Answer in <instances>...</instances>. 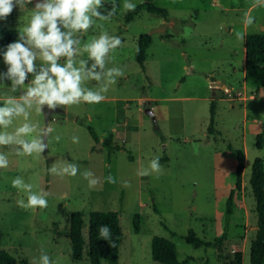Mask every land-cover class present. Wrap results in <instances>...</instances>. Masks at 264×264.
<instances>
[{"label":"rangeland","instance_id":"374dc122","mask_svg":"<svg viewBox=\"0 0 264 264\" xmlns=\"http://www.w3.org/2000/svg\"><path fill=\"white\" fill-rule=\"evenodd\" d=\"M142 1L131 0L135 5ZM35 2L25 12L14 8L0 26L22 27ZM154 2L167 15L143 9L125 23L124 0H103L102 12L111 10L113 3L117 11L110 21L98 23L122 41L108 66L122 67L124 75L100 104L81 103L62 108L66 115H51L52 136L61 139L50 137L46 159L10 154L9 167L0 169V251L12 254L17 264H38L42 252L53 264H92L87 254L80 261L71 257L67 230L73 211H82L85 222L90 211L119 212L123 237L117 261L103 259L101 264H161L151 256L153 236L175 244L180 264H250V244L257 230L250 178L254 160H264V138L263 146L257 145V136L264 137V64L246 65L244 43L248 33H264V7L252 8L253 0ZM245 13L255 17L252 26L243 23ZM163 23L168 24L163 33L151 34L142 67L135 58L139 36ZM237 31L244 33L242 40L236 38ZM100 34L94 25L82 41ZM6 71L0 59V73ZM32 78L29 74L25 84ZM0 83L5 86L0 84V106L5 96L20 95L7 89L10 81ZM96 85L88 81L85 86ZM147 107L154 111L155 122L145 113ZM22 122L21 118L16 123ZM30 122L44 126V114L33 111ZM73 136L78 143L72 142ZM239 150L245 152V165L241 188L236 189ZM157 156L162 172L138 175ZM56 161L78 164L77 175L49 173ZM86 170L101 181L94 189L83 177ZM108 175L117 182L109 184ZM17 176L32 183L33 191L48 193L47 208L18 206L17 201L26 202L27 194L12 187ZM232 191L233 213L227 220ZM136 214L138 232L133 224ZM226 226V237L216 248L194 247L183 238L192 229L211 241Z\"/></svg>","mask_w":264,"mask_h":264},{"label":"clouds","instance_id":"9594fccd","mask_svg":"<svg viewBox=\"0 0 264 264\" xmlns=\"http://www.w3.org/2000/svg\"><path fill=\"white\" fill-rule=\"evenodd\" d=\"M29 4H33V0H0V20H6L17 7L21 12L28 11ZM103 7V0H36L27 22L19 28L18 39L3 51L7 71L0 73V81H10L11 86L7 89L20 95L5 96L0 106V169L9 167L10 154L46 159L43 154L48 152L50 137L56 142L61 139L59 135L52 136L54 128L51 122L44 126L30 122L33 111L39 115L45 113V109L47 113H54L57 109L81 103L100 104L106 99L105 93L109 88L124 75L122 67L108 66L114 62L113 54L122 46L121 38L109 35L103 30V23H98L110 21L117 6L113 3L107 13L101 11ZM251 7H264V0H253ZM135 8L131 0H124V10L134 11ZM243 23L252 26L255 17L245 13ZM94 25L101 29V34L83 42L82 37ZM235 35L238 40L244 38L241 31ZM85 54L86 59L83 58ZM29 74L33 78L26 85ZM88 81L97 82L96 87H86ZM21 118L23 122L17 124ZM72 142L78 143L79 138L73 136ZM78 171L79 165L69 161L62 165L56 161L48 168L49 173L60 177H75ZM161 172L160 157L157 156L138 175ZM83 177L90 188L94 189L101 183L90 170H86ZM106 180L109 184L117 182L112 175H108ZM11 183L13 188L27 194L26 202L24 199L17 201L19 207L31 210L48 207L47 192L33 191L34 185L25 183L20 176L12 179ZM125 186H128L127 182ZM98 233L99 239L111 240L109 226H99ZM111 246L114 247V243ZM38 264L53 262L42 252Z\"/></svg>","mask_w":264,"mask_h":264},{"label":"trees","instance_id":"16d2710c","mask_svg":"<svg viewBox=\"0 0 264 264\" xmlns=\"http://www.w3.org/2000/svg\"><path fill=\"white\" fill-rule=\"evenodd\" d=\"M143 9L151 13H162L167 15L165 8L158 7L154 0H143L136 5L134 11H127L124 21L129 23ZM19 36V29L0 26V59H3V51L10 43L15 42ZM151 35L144 33L139 36L138 47L135 54L136 61L143 67L146 59V51L151 44ZM245 63L246 65L264 64V33H248L245 37ZM214 126V106H211L210 131ZM96 143L99 138L93 127L88 126ZM263 134L257 136L258 147L263 146ZM245 165V152H237L236 163V189L241 188L242 174ZM250 186L255 199V210L257 215V230L250 244V264H264V160L256 158L254 160L250 178ZM234 191L231 192L227 200L226 218L233 213L232 201ZM134 230L139 231V215L133 218ZM107 225L111 229V240L99 239L98 228ZM227 234V226L223 234L211 241H206L196 235L190 229L183 236L185 241L194 247H219ZM67 235L71 241V257L74 261L83 259L87 254L92 264H101L103 259L111 263H116L119 246L123 233L120 226L119 212L117 211H90L87 221H84L82 211H73L69 214V226ZM114 243V247L111 245ZM151 256L153 260L161 264H180L177 257V248L169 239L162 236H153L151 239ZM240 256V253H238ZM0 264H17L15 257L6 250L0 251Z\"/></svg>","mask_w":264,"mask_h":264},{"label":"water","instance_id":"95a60500","mask_svg":"<svg viewBox=\"0 0 264 264\" xmlns=\"http://www.w3.org/2000/svg\"><path fill=\"white\" fill-rule=\"evenodd\" d=\"M167 25H168L167 23H163L160 26L152 29L149 34L151 35L154 32L163 33L165 31ZM54 113L61 114V115H66L64 109H62V108L57 109ZM54 113H47V110L45 109V113H43L44 114V118H45V124L49 123L50 117ZM145 113L147 115H149L154 122L156 121L155 113L150 107L145 108Z\"/></svg>","mask_w":264,"mask_h":264}]
</instances>
